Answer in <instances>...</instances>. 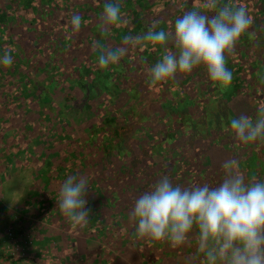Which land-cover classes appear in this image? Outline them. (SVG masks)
I'll return each instance as SVG.
<instances>
[{"label": "trees", "instance_id": "trees-1", "mask_svg": "<svg viewBox=\"0 0 264 264\" xmlns=\"http://www.w3.org/2000/svg\"><path fill=\"white\" fill-rule=\"evenodd\" d=\"M108 3L120 6L116 25L104 20ZM201 3L0 0V54L13 59L0 67V150L6 151L0 168L33 166L32 218L15 216L23 221L0 238L2 262L23 264L29 244H36L34 264H111L125 250L139 264H204L195 230L179 247L152 241L137 234L130 212L163 176L182 187L217 186L225 164L235 161L246 181L264 180V141L242 143L230 128L232 118L255 121L264 110V0H218L221 7L244 8L252 19L226 56L232 72L227 87L212 82L203 66L152 82L149 69L164 53L159 46L128 48L107 67L97 62L102 51L127 47L126 39L153 29L171 33L175 20ZM73 14L81 17L79 30L71 27ZM168 50H175L171 43ZM70 177L88 181L84 227L58 207ZM52 221L75 230V236L63 235L73 249L61 243ZM83 237L97 247L83 252ZM113 242L116 252L102 245Z\"/></svg>", "mask_w": 264, "mask_h": 264}, {"label": "clouds", "instance_id": "clouds-1", "mask_svg": "<svg viewBox=\"0 0 264 264\" xmlns=\"http://www.w3.org/2000/svg\"><path fill=\"white\" fill-rule=\"evenodd\" d=\"M103 17L107 25H116L121 19L119 4H106ZM70 24L79 30L81 17L73 14ZM251 27L252 19L244 8L202 0L198 10L186 11L175 20L171 33L153 29L126 39L127 47L118 53L102 51L97 62L107 67L118 62L128 48L159 46L164 53L149 69L152 82L174 80L178 73L188 74L203 66L212 82L227 87L232 72L226 66V56ZM170 43L174 51L168 50ZM12 63L7 51L0 54V67ZM230 128L242 143L264 141V110L255 121L247 116L232 118ZM225 169L217 186L182 187L167 176L160 178L131 208L137 234L179 247L195 230L204 264H264V180L246 181L236 171L235 161H228ZM87 187V180L70 177L57 201L62 214L80 227L90 216L85 207Z\"/></svg>", "mask_w": 264, "mask_h": 264}, {"label": "rangeland", "instance_id": "rangeland-1", "mask_svg": "<svg viewBox=\"0 0 264 264\" xmlns=\"http://www.w3.org/2000/svg\"><path fill=\"white\" fill-rule=\"evenodd\" d=\"M6 154L5 149H1L0 150V158L2 155ZM1 163V162H0ZM33 166L32 165H26V166H18L11 168H8L5 171H2L0 168V203L8 210H3V208H1L0 205V238L3 237V235L5 233L8 232H15L18 231L20 226H19V221H23L19 218H17L19 216V214L21 215V217L26 218L27 220L30 218H32V214L31 211L29 210V206H27V200H28V196L30 193V185L32 182V178H33ZM23 208V213L21 211V209ZM123 208L120 206L118 208V213L121 212ZM122 213H125V211H122ZM18 214V215H17ZM17 215V217H15ZM37 220V219H36ZM35 221V218H34ZM51 227H52V231L61 233L62 235V239H61V243L63 242L65 244L66 247H71L73 249V247H75L76 245H74V242H64L65 241V235H68L69 233H72L70 235L75 236L77 235L75 232V230L72 229H66V228H59L58 227V223L57 221H52L51 223ZM12 229H14L15 231H13ZM112 229V228H111ZM63 230V231H62ZM65 230V231H64ZM113 230V229H112ZM35 232V231H34ZM64 235V236H63ZM117 237V235H116ZM80 248L83 252H86V250H92L94 248L97 247V244H92L87 242L88 238L87 237H83L80 239ZM102 245L104 247H108L112 250H114L116 252V248L115 246H117L116 244L111 243L110 246L106 245L104 243H102ZM114 247V248H113ZM31 248L30 251H28ZM33 248V249H32ZM2 249V247L0 246V250ZM29 249H25L28 252L26 253L27 255V259L24 261L23 264H34L35 263V258H37L35 256V250H37V246L35 245H31L29 244ZM86 249V250H85ZM132 251H135L133 249H129ZM127 250L123 251V252H118V256L120 258L119 261L117 262H113L111 264H139L138 260L139 258L134 257L132 260L128 259V257L126 256ZM54 253V251H53ZM64 253V252H62ZM131 253H128V255ZM94 256V254H93ZM48 257L51 259V254L48 255ZM48 258V259H49ZM49 259V261H50ZM0 264H7L5 262H2L0 260Z\"/></svg>", "mask_w": 264, "mask_h": 264}]
</instances>
